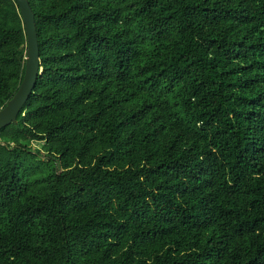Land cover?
Segmentation results:
<instances>
[{
    "label": "trees",
    "instance_id": "16d2710c",
    "mask_svg": "<svg viewBox=\"0 0 264 264\" xmlns=\"http://www.w3.org/2000/svg\"><path fill=\"white\" fill-rule=\"evenodd\" d=\"M28 1L0 264H264V0ZM26 53L0 0V110Z\"/></svg>",
    "mask_w": 264,
    "mask_h": 264
},
{
    "label": "water",
    "instance_id": "95a60500",
    "mask_svg": "<svg viewBox=\"0 0 264 264\" xmlns=\"http://www.w3.org/2000/svg\"><path fill=\"white\" fill-rule=\"evenodd\" d=\"M27 34L26 69L18 92L0 110V130L16 123L22 109L28 103L40 76V49L35 15L28 0H15Z\"/></svg>",
    "mask_w": 264,
    "mask_h": 264
}]
</instances>
